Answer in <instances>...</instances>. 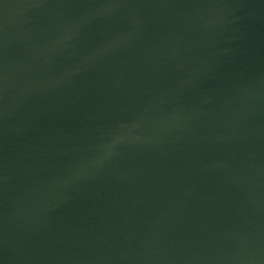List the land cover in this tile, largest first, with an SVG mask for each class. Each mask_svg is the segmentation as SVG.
Segmentation results:
<instances>
[{
    "label": "water",
    "instance_id": "1",
    "mask_svg": "<svg viewBox=\"0 0 264 264\" xmlns=\"http://www.w3.org/2000/svg\"><path fill=\"white\" fill-rule=\"evenodd\" d=\"M0 264H264V0H0Z\"/></svg>",
    "mask_w": 264,
    "mask_h": 264
}]
</instances>
